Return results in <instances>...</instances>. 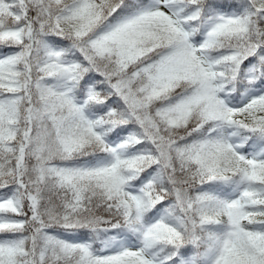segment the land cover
<instances>
[{"label": "snow or ice", "instance_id": "1", "mask_svg": "<svg viewBox=\"0 0 264 264\" xmlns=\"http://www.w3.org/2000/svg\"><path fill=\"white\" fill-rule=\"evenodd\" d=\"M0 264H264V0H0Z\"/></svg>", "mask_w": 264, "mask_h": 264}]
</instances>
